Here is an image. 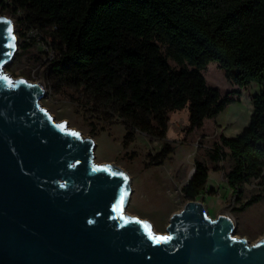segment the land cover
Masks as SVG:
<instances>
[{
    "label": "trees",
    "instance_id": "16d2710c",
    "mask_svg": "<svg viewBox=\"0 0 264 264\" xmlns=\"http://www.w3.org/2000/svg\"><path fill=\"white\" fill-rule=\"evenodd\" d=\"M0 4L8 5L12 14L20 13L26 28L39 32L55 51L45 70L53 91H73L80 110L92 119L120 122L125 144L137 132L163 139L169 112L187 109L193 130L237 101L239 90L222 96L207 86L202 71L211 62L239 89L256 84L259 93L251 96L248 124L235 137L221 136L208 158L214 165L230 160L225 179L232 210L241 213L264 203V0ZM194 169L181 188L187 202L206 193L208 168L196 161ZM253 181L259 191L243 200L245 186Z\"/></svg>",
    "mask_w": 264,
    "mask_h": 264
},
{
    "label": "water",
    "instance_id": "95a60500",
    "mask_svg": "<svg viewBox=\"0 0 264 264\" xmlns=\"http://www.w3.org/2000/svg\"><path fill=\"white\" fill-rule=\"evenodd\" d=\"M15 49L0 17V264H264V239L235 238L232 219L211 220L200 202L165 235L127 215L128 174L97 164L94 141L54 121L41 84L3 72Z\"/></svg>",
    "mask_w": 264,
    "mask_h": 264
},
{
    "label": "rangeland",
    "instance_id": "374dc122",
    "mask_svg": "<svg viewBox=\"0 0 264 264\" xmlns=\"http://www.w3.org/2000/svg\"><path fill=\"white\" fill-rule=\"evenodd\" d=\"M7 6L0 4V17L11 20L16 49L3 72L13 79L41 84L45 94L40 105L54 121L64 122L67 128L79 132L83 138H91L95 143L94 161L97 164L114 165L128 174L127 215L148 222L155 234L165 235L171 217L187 204L181 188L190 180L198 161L208 168V180L206 193L194 201L203 205L207 217L216 220L219 215L228 214L234 223V237L244 239L249 245L264 239V203L255 204L241 213L232 210L231 191L225 179L230 160L226 158L214 165L208 158L214 145L220 143L221 136L235 137L248 124L253 111L251 96L259 93L256 84L239 89L229 84L217 64L211 62L202 71L207 86L217 88L222 96L239 90L237 101L193 130L189 129L187 109L169 112L163 139L149 138L137 132L134 140L125 144L126 130L120 122L103 123L92 119L80 110L73 91L66 88L59 93L53 91L45 77V60L49 55L44 53V47L50 48V44L36 30L26 28L22 15L12 14ZM169 63L172 68H178L171 60ZM223 151L227 152V149ZM258 191L257 181L246 185L243 200Z\"/></svg>",
    "mask_w": 264,
    "mask_h": 264
},
{
    "label": "built area",
    "instance_id": "2783aa9c",
    "mask_svg": "<svg viewBox=\"0 0 264 264\" xmlns=\"http://www.w3.org/2000/svg\"><path fill=\"white\" fill-rule=\"evenodd\" d=\"M37 34L39 36H41V34H39V32H37ZM44 48L46 49V51L44 53L47 54V55H49L48 58H47V60H45V61H47V64H48L55 57V51L51 47L48 48L47 46H45Z\"/></svg>",
    "mask_w": 264,
    "mask_h": 264
},
{
    "label": "snow or ice",
    "instance_id": "6c2138e0",
    "mask_svg": "<svg viewBox=\"0 0 264 264\" xmlns=\"http://www.w3.org/2000/svg\"><path fill=\"white\" fill-rule=\"evenodd\" d=\"M12 39L14 40V37ZM10 47H14V44H11Z\"/></svg>",
    "mask_w": 264,
    "mask_h": 264
},
{
    "label": "bare ground",
    "instance_id": "6f19581e",
    "mask_svg": "<svg viewBox=\"0 0 264 264\" xmlns=\"http://www.w3.org/2000/svg\"><path fill=\"white\" fill-rule=\"evenodd\" d=\"M222 215H228V214H225V213H224V214H222ZM228 216H229V215H228Z\"/></svg>",
    "mask_w": 264,
    "mask_h": 264
}]
</instances>
